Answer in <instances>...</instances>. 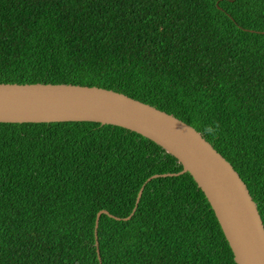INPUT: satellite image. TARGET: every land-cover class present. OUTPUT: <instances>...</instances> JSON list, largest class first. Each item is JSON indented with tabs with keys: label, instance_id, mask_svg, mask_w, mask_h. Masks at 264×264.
Returning <instances> with one entry per match:
<instances>
[{
	"label": "trees",
	"instance_id": "obj_1",
	"mask_svg": "<svg viewBox=\"0 0 264 264\" xmlns=\"http://www.w3.org/2000/svg\"><path fill=\"white\" fill-rule=\"evenodd\" d=\"M0 82L96 85L175 115L264 225V0H0ZM179 171L124 133L0 127V264H235L184 173L95 228Z\"/></svg>",
	"mask_w": 264,
	"mask_h": 264
},
{
	"label": "water",
	"instance_id": "obj_2",
	"mask_svg": "<svg viewBox=\"0 0 264 264\" xmlns=\"http://www.w3.org/2000/svg\"><path fill=\"white\" fill-rule=\"evenodd\" d=\"M0 127L124 133L167 155L180 171L148 177L128 216L120 218L101 209L95 228L101 213L129 219L150 179L184 173L195 185L235 264H264V225L245 182L199 131L175 115L96 85L0 82Z\"/></svg>",
	"mask_w": 264,
	"mask_h": 264
}]
</instances>
